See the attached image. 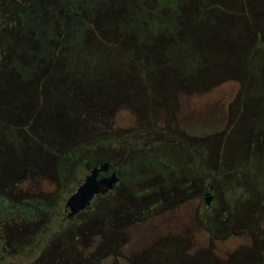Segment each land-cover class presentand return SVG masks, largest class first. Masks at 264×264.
<instances>
[{"label": "flooded vegetation", "instance_id": "flooded-vegetation-1", "mask_svg": "<svg viewBox=\"0 0 264 264\" xmlns=\"http://www.w3.org/2000/svg\"><path fill=\"white\" fill-rule=\"evenodd\" d=\"M62 1L67 11L44 15L50 36L41 44L28 36L30 44L23 52L37 60L15 61L17 66H12L24 83L38 84L34 92L22 93L32 101L23 105L17 100L0 102V185L26 171L38 177L45 192L15 204L0 198V264L32 262L47 244L45 250L55 244L52 238L60 239L59 251H50L32 264H264V23L246 18L252 22L250 30L243 32L241 51L232 53L229 62L224 50L233 49L230 41L237 39L239 31L236 23L223 28L222 20L230 14L220 8L200 13L202 28L183 35L180 27L158 29L152 27L154 23L152 28L141 24V19H155L162 12L158 7L143 11L150 0ZM159 1L163 6L177 2ZM201 1L200 8H204L211 0ZM221 1L234 9L235 0ZM99 4L104 6L99 15L107 19L105 26L90 29ZM250 4L245 5L249 16L254 8ZM167 10L175 22L184 18L181 11L180 15ZM195 10L194 16L200 12ZM93 31L97 41L110 37L106 34L135 40L134 51L152 57L145 61L150 73L138 82L141 86L129 83L115 69L114 61L99 57L94 43L85 45L86 32ZM163 32L166 40L160 38ZM195 34H201L199 44ZM146 39L149 45L143 42ZM83 46L86 52L81 55L77 50ZM44 66L55 70L38 73ZM28 69L29 75L24 73ZM227 78L241 86L233 98L232 89L214 87ZM138 87L145 96L129 91ZM208 87L215 89L194 94ZM164 95L167 101L160 100ZM198 95L201 99L192 102ZM208 97L214 102H208ZM228 98L232 101L226 124L219 128L217 122V127L207 131L208 107ZM139 103L146 126L136 129L139 137L132 142L112 135L111 129L103 131V139L97 142L102 135L82 137L84 128L78 122L85 118L84 110L102 113L105 125L117 104L137 109ZM160 104L178 112L177 119L173 113L170 116L176 130L156 126ZM123 105L117 111H125ZM199 121L204 125L194 128L193 123ZM62 130L68 132L62 134ZM126 144L138 150L117 154ZM40 152L44 155L39 156ZM94 170L97 182L113 178L114 183L109 189L105 183L100 185L89 204L68 218V199ZM26 180L29 189L36 183L29 176ZM17 217L34 228L31 236L30 229L26 231L29 243L23 248L19 246L22 236L14 229L20 227L14 225ZM240 234H246L251 244L244 241L239 246L231 240ZM84 236L102 237L97 258L91 246L75 251Z\"/></svg>", "mask_w": 264, "mask_h": 264}, {"label": "rangeland", "instance_id": "rangeland-1", "mask_svg": "<svg viewBox=\"0 0 264 264\" xmlns=\"http://www.w3.org/2000/svg\"><path fill=\"white\" fill-rule=\"evenodd\" d=\"M28 0H2L3 4L7 3H14L15 7L21 8L22 10L23 8H25V6L30 5L29 3H27ZM132 1V0H131ZM149 1V0H148ZM157 4H153L152 1L150 0V3H147L143 6V11L146 12H150L154 9H156L157 7L159 8V11L161 10L162 12L159 13V16L157 18H153V19H146L143 18L140 20L141 24L143 25V22H146L145 27L146 28H158V29H162V28H168L170 26H174V27H180V29L182 30L181 33H183V35L192 33L189 30L193 29V28H202V24L200 21V13H205V12H212L213 9L215 10V8H220L221 11L227 12L230 15L226 16L225 19L222 20V22L224 23L223 28H225L227 25L229 26V29L234 27V23L237 24L238 26V37L237 39L230 41V45H232L233 49H226L224 50L226 53V58L228 59L229 62H232V53L234 54V52L236 51L238 53V51H241V46L243 44L242 40L244 38L243 36V32L247 33L249 29V26L251 27L252 22L247 21L248 20H252V19H256L261 21L262 23H264V0H244V2L246 4H250L253 5L254 8L251 10L253 11L252 14H248V10L246 8V4L244 5L243 0H235V5L233 3H230L229 5H234V11L231 9H229L228 7L225 6V3L222 2L221 0H211L210 4H208L207 6H204V8H200V3L202 2L201 0H186V4L184 5L183 1L184 0H177V2L173 5L171 3H167L166 5H162L160 3L159 0ZM253 1V2H251ZM185 2V1H184ZM133 3V2H132ZM183 3V4H182ZM204 5V3H203ZM181 6V8H180ZM231 6V8H233ZM103 7L101 4H99V8L96 5L95 8V14L91 17L92 21H94L95 25L90 23V29H93V27L95 28V30L97 28L101 29V27L105 26L106 20L104 18H101V16L99 15L100 12H103ZM198 8V10H200L199 13H197L194 16V11L195 8ZM167 8L169 9V11H173L175 13L178 12H182L184 15V18H182L180 21L175 22V20L173 21L171 17H169V14L167 13ZM180 8V9H179ZM117 10V8L115 9ZM180 12V15H181ZM11 18L9 19L10 22L9 23H2V28H0V102L3 101H10V103H12L11 101L17 100L21 103V105H23V102L26 103H30L32 101L31 96L30 95H23L22 93H25L27 90H31V91H35L38 87V84H29L28 82L24 83V78H20L19 79V75H17V71H15V69H13L14 66H17L14 62L15 61H19L18 63H22V62H27V61H32L33 58L35 60H37V58L31 56L30 54H26L23 51H26V48L28 49V47L26 46L27 44H29L28 41H25V38L22 37L19 33L14 32V28L19 26L16 24V19L14 18V16L12 17V13L13 10L9 12ZM231 13H234L235 15H231ZM190 15L189 17H187V15ZM245 17V18H244ZM247 18V19H246ZM134 19L137 20V17L135 16ZM245 19V20H244ZM123 21V20H119ZM233 21V22H232ZM253 21V20H252ZM114 22V21H111ZM245 22V23H244ZM124 23V22H123ZM154 23V24H153ZM152 27H150V25H152ZM249 25V26H248ZM187 26V27H186ZM247 30V31H246ZM163 36H161L160 38H165V40L168 38L166 35V32H163ZM201 34H195V43L199 44V41L201 39L200 37ZM85 36V35H84ZM97 34L95 35V32H86V37L85 40L87 42H85L86 44H90V43H94L97 51L95 52L99 57L101 56L102 59H110L111 61H114V67H116L115 69H119L120 71H122V75L124 77H127V80L129 81V83H131V81H135L133 84L134 86H141V84L138 82L141 80L145 79V75L149 72L150 73V67L148 70V67L145 66V61H150L152 57H144L139 55L136 51H134L136 48L135 46L137 45L138 42H135V40H131V39H123V38H119L117 36H113V35H105L106 37L109 38H105V39H100V41H97ZM216 35H214L215 37ZM164 40V39H163ZM90 41V42H88ZM144 43L147 44V42H149V39L143 40ZM112 43V44H110ZM194 43V44H195ZM149 45V43L147 44ZM238 48H234L237 47ZM87 47V46H86ZM229 44L224 47V48H228ZM89 48V47H88ZM81 55H84L83 52L85 51V46H83L82 48H80V50H77ZM248 53H250V50L247 51L246 55L243 56V61L246 60V57L248 55ZM135 55L133 57V55ZM141 54V53H140ZM159 54V53H158ZM243 54H245V52L243 51ZM238 55V54H237ZM156 57V56H154ZM153 57V58H154ZM239 58V57H238ZM234 59V58H233ZM240 59V58H239ZM223 59H220L219 61H221ZM59 61V59H58ZM241 61V59H240ZM14 63V64H13ZM55 65V63H52ZM53 65V66H54ZM50 67V68H39L38 73H40V71L47 75L49 72L51 73L52 71H54L55 69H53L54 67ZM27 69V68H26ZM232 69V66H229L230 70ZM17 70V69H16ZM29 69L28 70H24L25 74H28ZM232 80L227 78V80L225 79L224 82H221L217 85H213L214 87H218V89H224L227 90L232 89L233 90V95L232 98L235 97V93H237L241 86L239 83H231ZM198 86V85H196ZM200 87V86H199ZM212 87V86H211ZM208 87L205 90H195L194 94H205L206 92L211 91V89H215L214 87L211 88ZM210 88V89H209ZM130 92L136 91L139 92L140 94H143L145 96V91H143V89H141V87L138 88H133L132 90H129ZM205 91V92H202ZM143 95H140L141 97H144ZM176 93H174V95H171V99H175ZM165 96V95H164ZM211 96V95H209ZM193 99L191 100L192 102L196 103V99H201L198 96L192 97ZM208 99V102H214V100H211L212 97H208L206 98ZM161 101H167L166 96L163 98H160ZM232 100L230 98H228V100H224L222 103H218V106L212 105L210 107H208L207 111L205 112V121H207V126L206 129L207 131H210V129H214L215 127H217L216 125H219V128L224 126L226 124V121L228 119L229 116V112H228V103H230ZM139 102V101H138ZM170 104V102H169ZM123 104H117L114 108L111 109L112 114H110L109 118L106 119L105 121V125H103V122H101V120L103 119V117L101 116L102 113L97 114V112H95L97 115H94L92 112L84 110L83 113H86V115H84V119L79 120L78 124L82 125L81 127H83V131H84V135H82V137H86L89 134L94 133V135L100 134L102 135L103 131H106L108 129H111L112 132L115 131V133H112V135H116L118 137H120L119 139H123L124 141H128V142H132L134 138L139 137V127L142 129L146 126V122L144 117L145 111L143 110V107L141 106V103H139L138 108L137 109H132L130 107V105L124 104L123 108L125 109V111H117V108ZM2 107V105H0V108ZM166 107V106H165ZM144 112L141 113L140 111ZM212 111V112H210ZM171 113H173V116L175 117L176 115V119L177 116L180 117L178 115V112L171 111L169 109H165L161 104L159 105V108L156 112V126L161 125V126H165L167 125L169 128L176 130L177 128L173 126V121L171 119ZM1 112H0V116H1ZM90 114V116H88ZM93 114V115H92ZM175 114V115H174ZM3 116V115H2ZM92 116V117H91ZM2 118V117H1ZM108 120H110V122H107ZM199 122H195L193 123V127H200V124L204 125L203 123ZM219 124H216V123ZM180 123V121H179ZM216 124V125H215ZM2 125V121L0 119V127ZM122 129V130H121ZM140 129V130H141ZM93 130L95 132H93ZM87 131V132H86ZM68 131L66 130H62V134H66ZM214 133V132H213ZM1 134V131H0ZM1 137V136H0ZM89 139L92 138L91 135H89L88 137ZM96 142L100 141L101 139H103V135L99 136V138H96ZM163 138H161L162 140ZM126 149L125 148H119L116 150L117 154L120 153V151L126 150V152H134L136 150H138V148L136 147V145H132L130 147L129 144H126ZM86 147V146H85ZM84 147V148H85ZM86 149V148H85ZM44 154L42 152L39 153V156H43ZM63 155H65V153H63ZM47 155H45L46 157ZM23 176L18 175L15 178H12L11 181L6 182L5 184H1L0 185V198L1 199H5L7 200V202H12V204L18 203L15 201H29L30 199H32L33 197H38L40 195H42V193L44 194V188L42 186V183L38 180V177H33L30 173H27L26 171L24 173H22ZM30 178H34L36 180V183L34 184V186L32 188L29 189V185L27 184V177ZM30 180H28L29 182ZM240 193V192H239ZM126 200L129 201L128 196L126 197ZM9 202V203H10ZM122 202H124V200H122ZM19 216V215H18ZM16 223H14L15 227L17 225H19L20 227L14 228L16 233L19 236H22L20 238V242L21 244L19 245L20 247L23 248L24 243L28 244L29 243V239L26 240L27 238V233L26 231H28L30 229V236L33 233L34 228H32V225L30 224H23L20 222H18L19 220H21L19 217H17L16 219ZM3 224V223H2ZM30 225V227L28 226ZM60 234H58L57 236H59ZM66 235V234H63ZM68 237L70 236V239L72 237V235H67ZM222 237V236H220ZM58 238V237H57ZM53 243V245H51L52 247H50V249L45 250V247L48 246V244L44 247V249H42L41 252H38V254H36L31 261H28L27 264H32L35 259H40L43 258L44 255L49 254V253H54L59 251V249L57 250V247H60V242H58V240L60 239H56V238H52L51 239ZM66 240L61 238V242H63L62 246L66 245ZM234 242L238 243L239 246H242L244 241H248L249 243L250 238L246 236V234H240L238 236V238L236 240L231 239ZM57 241V243H56ZM230 241V240H229ZM93 242V243H92ZM102 237L98 236L95 237L93 239H87L86 236L82 237L81 241L78 242V246L79 248L76 249V252H82L83 250H85L88 246L92 247V253L94 254V257L97 258L98 255V251L102 245ZM251 244V243H250ZM99 247V249H98ZM240 247H238V251ZM233 249H237V248H233ZM51 251V252H50ZM235 253V252H232ZM231 253V254H232ZM230 255V252H228L227 256ZM25 264H26V260H25Z\"/></svg>", "mask_w": 264, "mask_h": 264}, {"label": "trees", "instance_id": "trees-1", "mask_svg": "<svg viewBox=\"0 0 264 264\" xmlns=\"http://www.w3.org/2000/svg\"><path fill=\"white\" fill-rule=\"evenodd\" d=\"M65 2L62 0H28L27 3L30 5L25 6L22 10V7H15L14 3L6 2V4H3L2 0H0V28H2V23L10 22L11 16L9 12L13 10L11 15L12 17L14 16L16 24L19 26V28H14V32L24 37L25 41H28V36H30L33 43L36 41L38 44H41L50 36V33L48 34L50 31H46L49 29L44 28V15L48 12L49 14L58 16V13H61L62 9L67 11V8L63 6ZM69 8L71 9L70 3ZM61 18L67 21L66 18L62 16ZM28 42L30 44V41Z\"/></svg>", "mask_w": 264, "mask_h": 264}, {"label": "water", "instance_id": "water-1", "mask_svg": "<svg viewBox=\"0 0 264 264\" xmlns=\"http://www.w3.org/2000/svg\"><path fill=\"white\" fill-rule=\"evenodd\" d=\"M96 177L97 170H94L91 175L86 178L85 182L79 187L77 192L68 199L66 204L70 210L68 218L73 217L89 204L93 196L100 192V185L105 183L106 189H109L114 183L113 178L108 181L97 182Z\"/></svg>", "mask_w": 264, "mask_h": 264}]
</instances>
